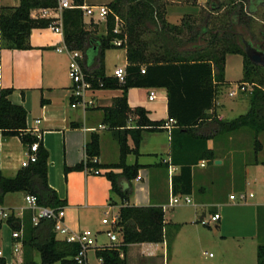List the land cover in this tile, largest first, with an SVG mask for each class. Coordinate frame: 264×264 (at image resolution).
I'll return each instance as SVG.
<instances>
[{"label": "trees", "instance_id": "obj_1", "mask_svg": "<svg viewBox=\"0 0 264 264\" xmlns=\"http://www.w3.org/2000/svg\"><path fill=\"white\" fill-rule=\"evenodd\" d=\"M75 7L63 10L64 41L70 49L80 50L84 55L99 57V65L93 71L84 68L85 79L93 89H122L123 95L116 98L112 107L105 109V121L110 128H125V135L119 136L120 160L113 164L94 161L100 155V137L93 133L86 145L88 168L111 169L105 174L112 183V191L122 200L119 211V231L122 244L97 249V256L103 264H127L130 244L141 242H164L171 236L170 226L165 221V211L160 206L129 205L130 189L120 184L123 176L128 182L136 179L143 167L139 162L127 163L129 154H140V143L144 130L163 128L165 120H152L145 107L132 108L128 104V90L132 87H164L168 96L169 118L176 120L172 135V163L181 166L180 174L172 179L173 194H191L193 191V167L201 160L214 162L216 153L208 148V140L218 134L247 126L256 135L264 132V66L255 64L248 56L251 41L239 43L241 35L235 27L242 24L243 3L229 18L226 26L212 28L209 18L198 24L194 15H185L180 24L171 23L167 18V4L164 0H112L106 21V34L98 35V24L85 21L81 8L85 0H73ZM251 13L258 11L264 0H250ZM196 3V1L194 2ZM208 4L215 12L224 6L216 0ZM58 0H20L17 6L0 8V45L8 48L28 49L30 35L34 28H48L51 18H34L32 11L37 8H55ZM119 27L118 31L115 28ZM127 49L128 65L124 81L105 72L104 55L109 48ZM228 54L244 57V75L241 82L251 84L249 110L231 120H220L215 112V103L220 85L225 83V65ZM145 68V72H142ZM12 88L2 89L0 95V130L4 136H19L28 153L31 146L39 142L37 160L21 168L14 177H7L0 171V202L10 192L25 191L38 197L39 203L48 206H63L57 191L48 181L49 151L42 137L31 132L27 124V109L10 100ZM135 121V127L128 129V122ZM210 126L211 133L204 132ZM131 133L133 145L128 143ZM261 143L256 139V154ZM83 165L73 168L79 170ZM113 168H121L117 174ZM264 219V210L260 212ZM25 225L14 213L8 219H0V228L7 223L12 230L24 232L13 242L35 248L40 255V264H79L76 257L79 244L59 239L52 220H42L39 225L32 222V214L25 216ZM175 229L178 225L172 226ZM168 230L169 233H168ZM45 238L36 241L37 234ZM171 237L169 238V245ZM258 263L264 264V244L258 246ZM0 264H8L0 256Z\"/></svg>", "mask_w": 264, "mask_h": 264}, {"label": "crops", "instance_id": "obj_2", "mask_svg": "<svg viewBox=\"0 0 264 264\" xmlns=\"http://www.w3.org/2000/svg\"><path fill=\"white\" fill-rule=\"evenodd\" d=\"M111 1H99L96 3L100 4H93L95 2L85 0L84 5H108ZM195 1L196 3H194ZM208 1L194 0L192 3L184 4L178 1L177 4L168 7L167 18L171 23L180 24L182 18L187 14L199 15L202 6ZM19 3L20 0H1L0 8L17 6ZM171 9L176 10V15L171 14ZM85 16L87 23L94 20L98 24V35L106 34V21H98L89 15ZM63 44L64 36L48 27L32 30L31 47L28 49L8 48L0 45V88L13 89L10 100L27 109L29 130L42 137L43 143L49 151L48 181L50 186L57 191L60 199L65 201L63 206L66 208V224L73 230L90 228L96 232L97 246L88 252L87 264H103L97 256V249L111 246L113 242L107 235V230L111 229V226L104 224L102 220L108 217L109 212L119 214L123 203L121 198L112 191V183L105 174L111 169L99 168V173H96L94 168L85 166L86 145L91 135L97 133L100 137L101 151L94 161L96 159L95 162L109 165L120 160L119 136L126 134L125 128H110V124L105 121V109L113 106L115 99L123 95V90L92 88L86 92L85 104L72 106L74 98L72 95L73 81L69 74L70 56L66 52H59L56 49ZM230 55L228 54L226 58L225 83L220 85V88L232 85L237 81L228 77ZM234 55L242 56L241 54ZM83 56L84 68L86 66L89 71H93L98 67V55H95L93 59L88 58L84 53ZM241 60L244 70L243 56ZM104 65L108 76H115V71L120 67L126 69L128 65L127 49L119 46L107 49L104 55ZM152 89L156 91L157 96L150 100L149 95ZM235 91L236 93L231 95ZM240 94L237 89L229 91V96L234 98L229 105L231 110L243 105L244 100L238 97ZM128 104L132 108L145 107L152 120L168 121L170 119L167 90L164 87H132L128 90ZM224 107L226 104L218 95L215 112L220 120L226 118L222 112ZM37 120H39L38 123ZM134 127L135 121L130 119L127 128ZM174 127L173 125L171 128L144 130L141 137L140 154H129L127 157V163L139 162L143 167L139 170L137 178L131 182H128L123 176L119 178L121 186L124 189H130L127 204L163 207L165 221L172 229L168 230L171 236H167L164 242L130 244L127 252V264H174L179 260L182 244L188 248L194 244V238L185 235L184 231L189 223L187 215L197 216L200 210L205 214L204 211L207 207L215 208L213 214L221 213V208L224 206H226V210L227 207L230 208L229 215L247 214L248 218L246 223L237 224L233 230L228 232L227 229L230 228L231 223L227 219L225 220L221 213V219L218 221L221 240L232 239L231 245L237 251L238 264H251V262L257 264L258 246L264 242V219H261L260 216V212L262 209L264 210V195L261 196L260 201L249 203V205L235 204L232 202L236 198H230L233 193H224L223 186L220 187V185L226 178H229L230 182H234L238 170H242L241 172L244 173L241 179L244 189L249 185H256L257 180L252 178L251 170L252 168H255L253 172L259 169L264 170V160L257 157L247 161L243 158L240 164L238 159L242 156L237 146L236 149L231 147L230 150L222 151L216 145L215 137L209 139L208 148L215 151L216 159L214 162L201 160L195 165L193 167L192 193L176 195L182 196L183 205L192 208V213L173 208L169 214L170 206L168 204L170 198L174 196L172 179L181 172V166L172 163L171 132ZM203 130L206 133H211L210 126L204 127ZM127 137L128 143L132 146L131 133ZM27 155L28 151L19 136L7 137L0 130V171L5 176L14 177L24 167L22 163ZM219 159L221 163H216V160ZM225 160L231 165L229 168L231 178L225 177L224 179L220 173ZM77 165L84 167L79 170H66ZM113 171L120 174L122 169L113 168ZM251 193L250 197H254L253 192ZM19 194L23 195V201L20 203L18 201ZM26 194L25 191L10 192L5 195L3 202H0V206L10 209L16 217L21 219L23 225L26 223L25 216L28 213L32 214L25 200ZM186 196L191 199L190 202L185 200ZM115 209H117L116 213ZM175 225H178L177 229L172 227ZM4 229L6 238L3 236ZM11 232L12 228L6 222L3 223L0 228V250L7 257L8 264L15 262L12 254L14 242L13 238L11 239ZM19 232L22 235L23 230ZM118 234L122 238L121 232ZM56 235L59 239L64 240L61 235L57 233ZM21 248L22 246H20ZM226 260L225 253L220 263L228 264ZM40 261L39 255L37 264H40Z\"/></svg>", "mask_w": 264, "mask_h": 264}, {"label": "rangeland", "instance_id": "obj_3", "mask_svg": "<svg viewBox=\"0 0 264 264\" xmlns=\"http://www.w3.org/2000/svg\"><path fill=\"white\" fill-rule=\"evenodd\" d=\"M89 2H95L93 4H100L96 2H104L108 0H88ZM167 4V15H168V7L177 4L178 1L181 3H192L194 0H164ZM218 3H221L224 7L218 11L215 12L211 9V6L208 4V2L202 6L201 12L199 15L195 16L196 21L198 24H201L206 17L209 18V21L211 23L212 28H217L221 26H226L228 23L229 18L232 16V14L241 6H239L241 3H243L244 7V16L243 21L241 25L235 27V31L241 35V40H239V43L242 47H244V40H249L253 42L254 44L258 43H264V4L258 6V11L255 13H251L249 10L250 6V0H216ZM171 14L174 16L176 15V10L171 9ZM86 18V16H85ZM102 32V30H101ZM243 56V55H242ZM242 56H237L234 54H231L228 58V64H229V70H228V77L233 80H237L236 82H233L232 85L223 86V88H218L217 96H221L224 100V103L226 104V107L223 109V114L225 115V120H230L235 117H238L241 114L246 113L250 108V96L252 92V85H249L245 91H241L240 95L238 96L240 99L244 100L243 105L234 108L231 110L229 108V105L233 101V97L229 96V91L236 90L239 86L241 80L240 78L243 76V68L241 64ZM234 60V61H233ZM236 62V63H235ZM237 98V97H236ZM256 139L261 143L259 152L256 154ZM215 143L216 145L223 151V150H230L231 147L234 149H237L241 154L242 157H240L238 160L241 164L243 161L242 159L245 158L247 161L253 160L257 157L264 160V132H261L259 135L255 134V131L251 129L250 127L244 126L237 130L225 132L218 134L215 137ZM233 153V152H232ZM235 153V152H234ZM220 160V159H219ZM230 164L228 161L225 160V164L223 165V168L221 170V175L225 179V177H230L229 168ZM255 168H252L251 174L252 178L257 180V184L249 185L247 187L243 186V183H241V179L244 176V173L241 172L242 170H238L236 172V178L234 182H230L229 178H226L225 181H222L221 186H223L224 193L229 194L232 192L236 196V200H234L232 203L240 204V205H249V203L260 201L261 196L264 195V170L259 169L258 171H255ZM231 178V177H230ZM233 181V180H232ZM244 189V190H243ZM247 193L248 198L247 200H244L240 197L241 193ZM253 192L255 195L254 197H250V193ZM19 203L23 201L22 194H19L18 196ZM180 199H182V196H179ZM248 202V203H247ZM184 202L180 200V203H178L175 206H170L168 209V213L170 214L172 209L175 208L176 210L181 211H190L189 214L192 213L193 209L189 206H184ZM210 209H212V212H210ZM214 207H207V209L204 211L205 214L200 210L197 214V216H194V214L187 215L186 218H188L189 223L187 224L185 228V235H190L192 238H194V244L188 248L186 245L183 246L181 251L179 252V260H177L174 264H221L220 260L223 257V254L226 253L227 257V263L228 264H238V259L236 256V249L235 247H232L231 245L232 239L229 238L227 241L221 240V236L219 233V222L212 223L210 226L203 225L201 223L202 218H210L211 214H213ZM230 208L224 206L221 208V213L223 214V217H225V220L227 219L228 222L230 221L231 225L228 232L233 230L236 225L238 224H244V222L247 220L248 216L247 214L236 216V215H229ZM114 212H117V209L114 210ZM112 212L108 213V218L110 219L112 216ZM204 215V217H202ZM192 221L193 223H191ZM246 223V222H245ZM14 230H12L13 232ZM12 232H11V239H12ZM3 236H6V230H3ZM22 238L24 237V232L22 233ZM6 238V237H5ZM44 236L38 232L36 241H42L44 240ZM262 242V241H261ZM264 244V242H262ZM20 246L22 248L19 251H12V254L15 258V262H10V264H37V257L39 256L38 251L35 248L27 247L23 244L22 240L19 241ZM6 257L5 255H3ZM7 258V257H6ZM11 261V259H10ZM172 264V263H171ZM252 264V262H251Z\"/></svg>", "mask_w": 264, "mask_h": 264}, {"label": "built area", "instance_id": "obj_4", "mask_svg": "<svg viewBox=\"0 0 264 264\" xmlns=\"http://www.w3.org/2000/svg\"><path fill=\"white\" fill-rule=\"evenodd\" d=\"M1 3V0H0ZM75 7L73 0H58V6L55 8H37L32 11V16L34 18H51L53 19L50 28L64 36L63 33V10L65 8ZM84 10L85 15H89L98 21H107L108 14L111 12V9L107 5H95V6H81ZM119 27L115 28V31H118ZM115 44L120 46L122 44L121 40H116ZM59 52H66L70 56L69 62V74L73 81L72 95L74 101L72 102V106L76 107L79 104H85V96L86 92L92 89L90 82L85 79L84 74V56L80 50L70 49L64 41L62 46L56 48ZM142 72H145V68H143ZM126 75L125 68H118L115 71V76L118 77L121 81H124ZM251 85L246 82H242L237 87V92H243L247 89V87ZM2 89L0 88V95ZM236 93L232 92V94ZM156 91L152 89L150 91L149 99L153 100L156 98ZM37 123L39 120L36 121ZM173 125H176V120L170 118L164 124V127L171 128ZM38 137H41L38 134ZM39 148V142H35L31 146V152L28 153L27 158L23 161L22 165L28 166L30 163L35 162L37 160V151ZM96 161V159H95ZM96 173H99L98 169H94ZM252 196V193H251ZM240 197L244 200L248 198L246 193H241ZM231 199H235L236 196L234 194L230 195ZM25 200L27 206L32 211V222L34 225H39L42 220H52L54 222V231L61 235L68 242H76L79 244V252L76 257L79 264H87V256L88 252L96 248V232L90 228H84L81 230H73L71 229L65 222L66 218V208L64 206H48L42 205L39 203L38 197L32 193H27L25 196ZM179 196H172L169 201V206H174L180 202ZM185 200L190 202L191 199L186 196ZM12 211L8 208L0 206V219H8L12 215ZM221 219V213L216 212L211 214L210 218H204L201 220L203 225H211L212 223L218 222ZM104 224H109L111 229L107 230V235L110 237L113 245L119 246L122 244V238L119 231V214H112L111 218L108 217L103 218ZM19 231L12 232L13 240L20 236ZM14 251L20 250V244L18 242L13 243ZM0 256H3V252L0 250Z\"/></svg>", "mask_w": 264, "mask_h": 264}, {"label": "water", "instance_id": "obj_5", "mask_svg": "<svg viewBox=\"0 0 264 264\" xmlns=\"http://www.w3.org/2000/svg\"><path fill=\"white\" fill-rule=\"evenodd\" d=\"M247 53L255 64L264 66V50L251 45L247 48ZM216 163H221V160H216Z\"/></svg>", "mask_w": 264, "mask_h": 264}, {"label": "flooded vegetation", "instance_id": "obj_6", "mask_svg": "<svg viewBox=\"0 0 264 264\" xmlns=\"http://www.w3.org/2000/svg\"><path fill=\"white\" fill-rule=\"evenodd\" d=\"M251 45L255 46V47L259 48V49L264 50V43L254 44L253 42H251Z\"/></svg>", "mask_w": 264, "mask_h": 264}]
</instances>
